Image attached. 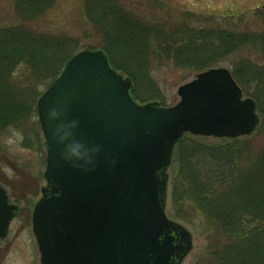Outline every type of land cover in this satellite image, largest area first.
I'll list each match as a JSON object with an SVG mask.
<instances>
[{
  "label": "water",
  "instance_id": "95a60500",
  "mask_svg": "<svg viewBox=\"0 0 264 264\" xmlns=\"http://www.w3.org/2000/svg\"><path fill=\"white\" fill-rule=\"evenodd\" d=\"M131 90V80L103 51L84 50L38 99L46 185L31 223L40 264H183L193 250L192 234L166 214L176 145L186 134L250 136L260 124L256 102L225 68L180 86L172 107L138 104ZM58 104L65 116L51 125L47 113ZM72 120L79 122L77 139L101 146L93 170L59 157L52 130ZM17 212L0 186V239Z\"/></svg>",
  "mask_w": 264,
  "mask_h": 264
},
{
  "label": "trees",
  "instance_id": "16d2710c",
  "mask_svg": "<svg viewBox=\"0 0 264 264\" xmlns=\"http://www.w3.org/2000/svg\"><path fill=\"white\" fill-rule=\"evenodd\" d=\"M78 1L85 20L71 31L46 27L57 0L14 1L15 23L0 28V135L36 131L40 89L81 49L104 51L130 78L135 100L150 95L161 106V70L174 77L226 66L256 102L260 126L213 143L185 136L170 173L171 210L187 225L202 221L206 247L194 264H264V28H226L186 12L175 22L151 9L141 15L128 0Z\"/></svg>",
  "mask_w": 264,
  "mask_h": 264
},
{
  "label": "rangeland",
  "instance_id": "374dc122",
  "mask_svg": "<svg viewBox=\"0 0 264 264\" xmlns=\"http://www.w3.org/2000/svg\"><path fill=\"white\" fill-rule=\"evenodd\" d=\"M14 1L0 0V28L15 23ZM152 1L154 5L150 3ZM127 3L133 4L135 9H139L141 15L144 11H148L147 9H151L158 16L162 15L160 17L163 19L169 15L168 18L171 17L175 22L179 21L180 16L186 12L204 18L212 16L220 26L226 28L240 30L264 28V0H128ZM152 6L161 8L156 10L155 8L152 9ZM84 13V7L78 0H57L55 7L47 16L46 27L48 31L76 30L77 27L81 28L82 24L79 23L80 19H84ZM84 50L89 49H81L77 53ZM216 68H225L230 71L226 66ZM19 73L25 74L22 69H19ZM166 73L165 70L160 72L159 93L168 101L164 107H171L179 100L177 89L193 81L199 73L178 72L174 77H168L165 75ZM46 89H40L41 95ZM133 91L132 84L130 93L132 98H134ZM142 91L143 94H146L144 90ZM142 100L144 102L136 101L138 104L159 103L150 95L144 96ZM36 112L38 120L37 103ZM27 133L17 129H9L6 134L0 135V186L7 191L10 203L18 207L17 216L11 223L8 235L0 240V264H40V254L33 235L31 218L36 203L42 197V189L46 185L44 179L46 152L43 146L44 139L40 123L36 131L32 134ZM187 137L196 136L187 135ZM208 142L213 143L215 139L208 138ZM170 173L173 171H169V175ZM170 195L171 185L169 181L166 214L169 219L191 232L193 251L183 264H194L196 257L206 247L202 221L198 218L191 225H187L176 220L171 210Z\"/></svg>",
  "mask_w": 264,
  "mask_h": 264
},
{
  "label": "clouds",
  "instance_id": "9594fccd",
  "mask_svg": "<svg viewBox=\"0 0 264 264\" xmlns=\"http://www.w3.org/2000/svg\"><path fill=\"white\" fill-rule=\"evenodd\" d=\"M63 116L65 113L62 104H58L47 113V119L51 125L54 118L60 120ZM78 124V120H72L71 126L63 121L57 123L54 129L52 126V139L59 148L61 160L84 171L93 170L97 164L95 157L101 151V146H92L85 140L77 139L75 130Z\"/></svg>",
  "mask_w": 264,
  "mask_h": 264
}]
</instances>
